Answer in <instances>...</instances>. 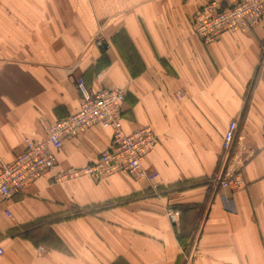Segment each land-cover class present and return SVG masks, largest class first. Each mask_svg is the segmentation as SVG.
I'll return each instance as SVG.
<instances>
[{
  "label": "crops",
  "instance_id": "0c3cea01",
  "mask_svg": "<svg viewBox=\"0 0 264 264\" xmlns=\"http://www.w3.org/2000/svg\"><path fill=\"white\" fill-rule=\"evenodd\" d=\"M210 1L0 0V165L78 110L77 78L123 89V131L157 136L151 180L62 179L111 130L64 140L48 175L0 203V264H264V17L204 45L190 18Z\"/></svg>",
  "mask_w": 264,
  "mask_h": 264
},
{
  "label": "built area",
  "instance_id": "2783aa9c",
  "mask_svg": "<svg viewBox=\"0 0 264 264\" xmlns=\"http://www.w3.org/2000/svg\"><path fill=\"white\" fill-rule=\"evenodd\" d=\"M263 17L264 0L210 1L193 13L190 24L199 41L209 45L218 41L225 33L254 28ZM95 45L103 46L99 37L96 38ZM75 85L80 95L78 110L52 123L44 140L37 142L25 139L22 152L11 163L0 165V203L10 200L37 179L48 175L56 165L54 152L61 148L62 142L93 127L111 130L109 147L92 163L70 171L62 179H100L116 174H125L136 180H151L155 177L154 173H147L142 168V161L157 143V136L148 126L128 134L123 131L121 106L125 99L124 90H93L81 78L76 79ZM177 96L183 97L180 93ZM236 129L237 123L230 122L222 140L224 151L230 149ZM229 185L240 188L242 180L235 175L219 181L222 188ZM4 215L10 217L9 211L4 210ZM166 216L177 223L180 214L179 211L170 209Z\"/></svg>",
  "mask_w": 264,
  "mask_h": 264
},
{
  "label": "trees",
  "instance_id": "16d2710c",
  "mask_svg": "<svg viewBox=\"0 0 264 264\" xmlns=\"http://www.w3.org/2000/svg\"><path fill=\"white\" fill-rule=\"evenodd\" d=\"M120 37H121L122 39H124L123 36H120ZM114 41L116 42V40H114ZM176 208L178 209V210L175 209V210H177V211H180V209H181V207H176ZM180 213H181V211H180ZM183 238H185V237H183ZM183 238H182V237H180V238L178 237V239H180L181 241L183 240ZM181 241H180V242H181Z\"/></svg>",
  "mask_w": 264,
  "mask_h": 264
},
{
  "label": "rangeland",
  "instance_id": "374dc122",
  "mask_svg": "<svg viewBox=\"0 0 264 264\" xmlns=\"http://www.w3.org/2000/svg\"><path fill=\"white\" fill-rule=\"evenodd\" d=\"M186 236H187V235L184 234V237H186ZM190 236H192L191 233H190ZM188 237H189V235H188ZM191 241H192V240H191ZM190 243H192V242H190Z\"/></svg>",
  "mask_w": 264,
  "mask_h": 264
},
{
  "label": "bare ground",
  "instance_id": "6f19581e",
  "mask_svg": "<svg viewBox=\"0 0 264 264\" xmlns=\"http://www.w3.org/2000/svg\"><path fill=\"white\" fill-rule=\"evenodd\" d=\"M62 180V179H61Z\"/></svg>",
  "mask_w": 264,
  "mask_h": 264
}]
</instances>
